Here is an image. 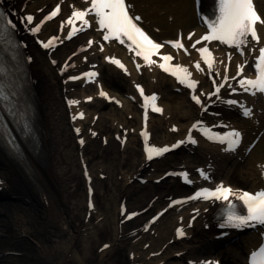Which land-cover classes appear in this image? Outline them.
<instances>
[{"label": "bare ground", "instance_id": "bare-ground-1", "mask_svg": "<svg viewBox=\"0 0 264 264\" xmlns=\"http://www.w3.org/2000/svg\"><path fill=\"white\" fill-rule=\"evenodd\" d=\"M54 1L7 0V5L10 7L13 16L21 17L32 13L39 20ZM64 2L65 10L63 15H67L70 11L69 9L72 11L73 8L76 9L77 7H86L88 5L84 0H64ZM129 2L133 6L134 15H141L144 25L158 41L171 40L174 33L175 39H177L180 32L184 36L194 30L197 31V36L202 33L198 24L194 0H129ZM257 3L260 13L264 17V0H257ZM59 24V19L46 24L41 35L44 37L58 35ZM258 28L261 39L259 46H262L264 44V26L260 25ZM20 30L21 32L24 31L22 25H20ZM93 34L94 32H87L77 39L63 44L51 55L36 49L33 44V38L26 34L24 35L29 53L34 59L33 78L40 99L42 116L40 128L43 130L41 152L44 162L43 164H38L33 157H27L30 180L21 169L6 159L4 154L0 152V186L2 188L0 191L2 196L0 199V230H2L1 237H7V239L0 237V264H31L35 262L34 256H36L31 250L33 248L36 250L37 257L46 259L47 263L65 264L76 243L80 247L78 249L79 252L77 250L76 252L81 255L78 264H94L96 262L97 264H105L103 262L104 257L115 250L116 247L123 250L127 248L129 260L125 262L126 264H181L183 259L187 260V262L196 261L197 264H201L202 260L207 261L211 258L210 256L205 258V255H214L216 256L215 259L218 260L222 253L216 249L223 242V240L218 238L222 231L217 228L218 224L215 221L218 204L203 206L197 212V218L192 227L190 226V219L194 214H191V210L198 209L195 206L188 209H184V207L180 210L174 208L168 211L159 220V225L157 223L154 226L159 231L161 226L165 224L164 222L170 217H174V221L172 224L168 222L164 230L159 231V235L156 238H152L153 235H151L150 230L148 232L145 231L150 217L154 215L156 206L158 207L161 203H165V206H168L175 198L188 194V192H183V186L177 185L170 178L164 179L159 183L157 181L168 171L179 170L181 165H185L184 169H191L190 166L183 162L188 156L196 155L197 158L200 157L204 162L200 166H204L207 172L212 173V180L215 183L224 181L227 185L232 186L230 182L226 181L227 179L222 178V174L225 175L226 166L229 163L232 164L234 158L222 154L221 150L216 146L202 143L194 153L190 152L189 149L182 148L153 162H147L145 156L139 157L137 154L133 163L130 164L128 175L120 182H115L116 195L113 199L114 206L111 215L106 214L102 217L101 214L99 216L100 219H97L98 205L95 201L97 199V193L95 192L93 196L94 209L92 210L91 218H87L90 210L87 206V191L80 168L81 153H83L84 159L87 151H90L93 157L101 155L104 158V161L107 162L104 163V166H98L97 170H93L94 167L91 166L92 169L89 168V171L92 178L94 174H97L99 178L103 174L105 178L102 180L100 178V184L105 185L108 180H112L116 166L119 165L117 162L121 159L122 147L114 136H106L107 143L104 146V135L100 136L99 133L95 137L92 135L88 136L85 147L81 149L77 141L82 136L77 137L75 135L70 121L71 118L67 112V101H78L77 90L73 88L75 87L73 84H62L63 79L67 76L61 77L59 75V67L69 56L76 52L78 47L87 45V40ZM247 47L245 58L235 55L230 67L225 58H223L225 52L220 49L217 50V56L221 57L217 62L221 61V67H216L214 71L216 81L219 82L220 79H225V76L228 79L233 77L237 73V63L241 64L252 60V49H255V44L248 41ZM92 49L90 54L92 51L94 52L88 58L87 63L81 62L80 58L83 56L71 60V62H76L79 72L86 71L88 65L97 62L102 54ZM106 49V52L103 53L104 56L111 55L127 58L123 49L113 43ZM181 58L184 61L187 59L182 56ZM52 60L59 61V65L54 66ZM101 66V71H105V68L109 67L122 75L121 70H117L114 66L104 63V61H102ZM128 66L127 71L130 73V80L125 79V76L116 77L113 73L104 72L106 81L110 83L112 81L116 82L119 88L126 87L125 92L126 94L128 93L127 97L124 96L122 99L123 108L118 104L117 108L113 110L115 114H110L113 108L107 112L108 117H118V113L122 114L121 117H118V120L114 119L112 123L123 120L124 124H126L125 116L129 115L130 112L123 109L130 104L129 95H131L127 83L131 80H139L145 83L146 90L150 89L151 93H159L158 100L161 101V105L164 107L162 116L167 117V119L163 120L160 119V116L151 117L149 127L150 130L152 129L153 144H159L160 142L166 144L184 135L189 127V124L186 125V123L198 118L200 114L199 108L193 104L185 105V102H179L174 105H170L167 102L175 98L173 96L175 89H181L180 99L187 94V91L175 85L170 77L161 73L154 65L144 67L141 75H138L130 64ZM227 69L230 71V75H227ZM205 80L207 79L205 78ZM124 82H126V85ZM205 85L210 87L211 82L208 83L206 81ZM203 88L201 87V89ZM206 92H209V89ZM115 96L117 97L116 100H121L119 95L111 94V97ZM214 101L215 98L212 97L209 100H205V103L208 104ZM258 106V109H261L262 112L256 113L252 120L248 117L241 123L237 121L238 112L226 109L219 101H216L209 109L216 112L217 116L215 118L206 116L207 120H210V124L229 123L234 124V127L243 129L248 145L251 142L250 139L252 141L258 140L257 147L251 156L246 157V154L244 155L245 162L252 166V171L248 174L239 170L234 172L233 175H236L234 180L236 185L232 186L234 189H241V186L237 185L240 180H245L246 183L250 184L253 191L260 189L263 185L264 102L258 103ZM133 111L132 124L137 120V116H135L136 109L134 108ZM254 112H257V108ZM129 123L131 124V121ZM120 125L122 123H117L118 128ZM139 125L141 126V118L139 119ZM166 125L168 126V131L165 130ZM93 126L95 131H104L108 126V122L104 116H101ZM175 126H178V130L170 132V129ZM123 129L126 131L127 125H124ZM136 135L137 144L140 148L138 131ZM130 141L132 142L133 139L129 138L128 144ZM205 153L210 154V156L204 161L201 154ZM167 159L179 161V164L172 165L166 162L167 168L156 176L155 171H152V169L156 168V164ZM210 160H213L211 165L212 167L215 166L214 170L207 168L211 162ZM239 164L243 165V162ZM125 167L122 164V168L125 169ZM140 178L147 179V183L142 185ZM96 181L94 177L93 183ZM134 184H138V190L132 189ZM107 196H109V190L103 194L104 198ZM155 198L157 200L150 207L151 201ZM24 200L27 203H22ZM122 203L125 204L129 212L150 208L146 213L136 217L134 220L122 223L125 218V216L122 217L120 215ZM182 216L183 218H181ZM96 219L99 223L91 227L94 230L93 233L95 235L108 234L112 237V240L109 243V248L102 250L98 256H94L91 253V257L89 251H92V249L91 246H88L90 243L89 238H81L83 236L81 234L86 231V228L90 229ZM180 226H183L188 238L178 241L175 236L176 229ZM44 232L47 234L46 242L41 238V233L43 234ZM232 235L234 234L232 233ZM60 236H65L66 238L62 239ZM28 238L33 239V242L30 243L31 246L25 241ZM250 238L255 243L257 239L256 232H252ZM170 240H173L171 244ZM253 243L250 248L254 246ZM27 244L30 248L29 251L25 249ZM132 254L133 259L131 258ZM185 260L184 262L186 263Z\"/></svg>", "mask_w": 264, "mask_h": 264}, {"label": "snow or ice", "instance_id": "snow-or-ice-1", "mask_svg": "<svg viewBox=\"0 0 264 264\" xmlns=\"http://www.w3.org/2000/svg\"><path fill=\"white\" fill-rule=\"evenodd\" d=\"M89 0H85L88 3ZM200 3V0H197ZM133 6L127 2V0H90V6L80 10L74 9L71 16L62 22V29L64 25H68L71 31L67 35V39H72L73 36L80 32L85 31L91 27L88 17L92 16L95 18L96 24L99 29L104 32V41H118L120 44H126L127 46L135 52V55L141 57L147 66H152L156 61H153L152 56L158 55L159 67L166 73L176 77L177 81L189 88L193 92V100L196 104L202 105L200 98L195 95V89L197 87V82L191 79V73L187 68L182 65L173 66L170 62L174 57L170 54L161 55L160 50L165 46V44L171 45L172 48L180 50L187 49L184 47L183 38L180 37L175 41H165L164 44L154 41L144 30L139 26L138 22L141 21V17L138 15L131 14V9ZM215 16L212 19L207 17H202L206 26L207 34L203 35L201 38L195 40L191 45L196 48L197 45L203 44V42H208L209 44L213 41H218L220 44L227 45L230 48H235L240 55H244V48L247 47L249 37L256 43L260 42V37L257 29V25L264 26V17H262L255 6L254 0H216L215 4ZM61 12L60 5H57L54 10L46 17V20H52ZM27 23H33V16L28 15L24 18ZM79 23V26L77 24ZM12 29L15 28V24L8 19L3 12H0V33L7 34L8 27ZM41 25L36 26L32 29L33 34L40 31ZM195 33H190L187 37L188 40H192ZM0 36V39H3ZM58 37H52L47 42H42V46L46 49H52L56 45ZM130 42V43H128ZM93 42L89 41V45ZM101 51L103 50V45H100ZM204 63L211 70L213 69L214 57L212 52L207 46L200 47L197 49ZM109 62L117 65L118 67L127 71L125 66L118 60L109 57ZM229 61H231V54L228 55ZM55 63V61H53ZM139 68V65H137ZM197 70H201L200 63L197 62L195 65ZM245 65H238V77L243 76V69ZM257 73L256 79L249 78H239L238 85L244 92L255 96L257 93L264 94V48L260 49L259 56L256 58L254 65ZM2 71V70H0ZM98 74L95 72H87L84 77L89 80V82H94V78ZM218 75V74H217ZM71 80H78L81 77L72 76ZM232 79H237L233 77ZM228 78L225 77L223 83H227ZM214 92L209 94V99L213 95L219 96L221 85H217L215 81ZM138 90L143 95V89L137 86ZM235 89H232V93L235 94ZM100 95L107 99V94L100 91ZM6 98V97H5ZM89 101L91 98H88ZM158 98L153 95L151 97H145L146 106L147 102L152 101V110L156 112H161L158 106L155 105V101ZM229 106L236 105L237 100H226L224 101ZM79 101L71 100L69 101V106L77 105ZM117 103H119L117 101ZM243 114L250 117L252 115V110L247 107L243 108ZM80 118H83V114H80ZM27 127V125H26ZM194 128L200 130L206 138L213 140V142L226 144L227 150L235 151L241 142L242 136L238 131L228 132L226 135L212 134L210 130L203 128L202 122H197ZM77 132L79 130L77 129ZM95 135V133H93ZM189 142L196 143L195 140L191 139L189 135ZM83 144V140L80 141ZM184 143V141H179L176 145L172 147H178L179 144ZM146 153L148 159L151 160L154 156H160L164 153L171 151L169 147L158 148L155 146L146 145ZM200 174L204 179H210V177L205 174L203 170H200ZM169 175H181L185 182H189L188 174L185 173H169ZM189 199H203V200H214L221 201L225 204V215L223 217V223L220 224L222 228H244V227H255L257 225L264 226V190L250 193L247 191H234L231 187H226L223 184H219L215 189H201L194 196L189 197ZM240 201L243 205L244 212H241L232 200ZM182 203V201H175L174 204ZM131 218V217H129ZM178 237L183 238L185 232L183 228L177 230ZM107 247V245L105 246ZM250 264H264V245H262L257 251L253 252L250 256Z\"/></svg>", "mask_w": 264, "mask_h": 264}, {"label": "rangeland", "instance_id": "rangeland-1", "mask_svg": "<svg viewBox=\"0 0 264 264\" xmlns=\"http://www.w3.org/2000/svg\"><path fill=\"white\" fill-rule=\"evenodd\" d=\"M103 81H106L105 79H103ZM107 82V81H106ZM112 93H115L116 95H119V96H123L122 93H125V88H119L117 83H109L107 82V84L105 85ZM129 88L131 89V92H132V82L129 84ZM95 89V88H94ZM173 96L175 98H173L171 101L167 102L169 103L170 105H174V104H178L179 102H185V105H189V102L187 101V97H182V99H180V96L179 95H176V94H173ZM124 97V96H123ZM112 108H116L114 105H107L105 104L104 102L102 101H94L93 105L92 106H89L87 108V110L92 114V113H98L99 115H102L104 116L105 120L108 121V126H107V131L104 132V134H107L109 136H112L110 135L109 133H115L118 131L117 129V123H122L124 124L123 120H120L119 122L115 123L113 125V119L115 118H112V120H110L111 118H109L107 116V112L109 111V109H112ZM135 108V105H128L126 107V109L131 113L128 117L126 116V121L127 122H130L132 121V113H134L133 109ZM110 114H115L113 112V109L112 111L110 112ZM118 117L120 116L119 114H117ZM117 118V117H116ZM118 119V118H117ZM164 119H166V117H164ZM87 126H90L89 122H87ZM124 126V125H123ZM132 126V127H131ZM139 126V119L137 121H135V123L132 125H127V127H129V129H135V128H138ZM132 139L133 141L131 142V144L126 148V149H122V154H121V159H119V165L116 166V171L115 173H117V175H113L112 177V180H108L107 183L105 185H102L100 184V181H99V177H97L96 175V180H98L97 183H95V190H96V193H97V199L95 200L97 202V205H98V208H97V212H98V215H97V219L99 218L100 219V215L102 214V217H104L106 214L108 215H111V211H112V208H113V199L116 195L115 193V187H116V184L115 182L118 181L120 182L122 179H124L126 177V175H128V169L129 167L131 166L130 164L133 163L134 159L136 158L137 154L139 155V157H142V154H141V151H140V148L137 144V139H136V133H133L132 135ZM89 158L92 159L91 160V165L94 167V170H97V167L98 166H104V163L106 161H104V158L101 157V155L99 156H95L93 157L90 153L88 154ZM110 159V157H108ZM120 161H121V165H120ZM123 162V163H122ZM169 163V164H172V165H178L179 164V161H173V160H165V161H162L161 163L159 162L158 164H156V168L152 169V171H157V175H160L162 171H164V169L166 168V165L165 163ZM183 162H185L188 166H192V167H195V165H198L201 163V161H198L195 159V157H191V156H188L187 158H185L183 160ZM107 163V162H106ZM122 164L125 167V169L122 168ZM231 166V168H229ZM242 166V167H241ZM159 168V169H157ZM252 166L247 164V162H243V165H240L239 163L235 164L232 162V164H228L227 166V171L225 172V178L229 179L231 182L236 178V175H233V172L239 170V171H242L246 174L250 173L252 170H251ZM119 173V174H118ZM227 173V174H226ZM231 177H233V179H231ZM239 186L245 188V189H251V186L250 184L244 182V181H240L239 183ZM108 186V187H106ZM132 189L133 190H138L139 187H138V184H134L132 186ZM109 190V196L107 197H103V194ZM165 203H161L158 207L156 206V210L157 209H160L162 207H164ZM94 220L93 221V225L90 226V229H87L86 228V231H84L81 235H83L81 238H89V241L90 243L88 244V246H91V249L92 251H89V254L91 255L92 257V254L94 256H98L100 254L99 252V248L101 246V244L103 243H107V242H111L112 240V237H110L108 234L106 235H103V234H99V235H95L93 232L94 230L91 229V227H93L94 225L98 224V220ZM174 221V217H170L167 221H165L163 224V226H161L160 230H164L165 226L168 224V222H173ZM8 236V235H6ZM41 238H43V240L46 242V238H47V234H45V232L42 234L41 233ZM60 238H66L65 236H60ZM3 239H7V237H4ZM146 240V239H145ZM144 240V241H145ZM26 243H28L30 245V243L33 242V239H25ZM35 241V240H34ZM92 241V242H91ZM28 244L26 246V250L29 251L30 248L28 247ZM159 245V244H158ZM31 246V245H30ZM141 247V246H140ZM241 247V248H240ZM233 246V247H228L227 250V253L224 252V255L222 256V260H223V263L224 264H233L232 261L233 259H240L242 262L243 261V252L245 249H243L242 246ZM124 248V247H123ZM34 249V248H33ZM31 249L33 251V254L35 253L36 256H34V259H35V262L31 263V264H51V263H47L46 259H43V258H40V257H37V253H36V250L34 249ZM78 249H80V247L78 246V243L75 244V248H73V251L72 253L69 254V257L67 259V261L65 262V264H78V262H80V257L81 255L78 254ZM76 250L78 252H76ZM223 251V248H220L218 249V252H221ZM92 253V254H91ZM88 254V252H87ZM128 255H129V252L127 250V248L125 250H123L122 248H118L116 247L115 250L111 251L107 256L104 257L103 259V262L105 264H126L125 262L127 260H129L128 258ZM208 256H212V255H205L204 257H208ZM185 259L182 260L181 264H186L184 262ZM238 260V262L240 261ZM186 261V260H185ZM87 264V263H86ZM94 264H97L94 263Z\"/></svg>", "mask_w": 264, "mask_h": 264}]
</instances>
